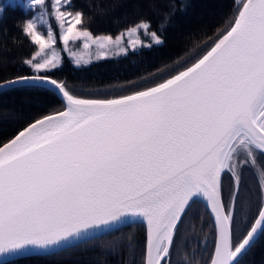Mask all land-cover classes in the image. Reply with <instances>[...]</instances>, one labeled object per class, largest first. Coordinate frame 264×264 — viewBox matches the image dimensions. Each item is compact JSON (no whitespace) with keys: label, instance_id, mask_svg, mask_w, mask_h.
Segmentation results:
<instances>
[{"label":"snow or ice","instance_id":"snow-or-ice-1","mask_svg":"<svg viewBox=\"0 0 264 264\" xmlns=\"http://www.w3.org/2000/svg\"><path fill=\"white\" fill-rule=\"evenodd\" d=\"M8 6L45 8L47 0ZM72 8V0H53L60 39L67 48L83 38L87 48L99 38L80 30L84 14ZM47 23L45 12L34 11L21 29L39 46L24 60L32 74L0 81V92L21 86L54 91L64 101V110L0 145V264L55 255L135 224L145 230L144 264H171L176 232L201 200L215 220L209 264H240L264 234L262 181L255 218L233 242L242 168L259 167L257 155L264 154V0H236L227 27L203 55L152 87L116 98L78 97L47 74L61 63L55 51L36 59L57 42L51 28L41 27ZM150 27L142 19L127 33L144 29L162 44ZM103 41L113 42L108 35ZM225 172L233 180L227 203Z\"/></svg>","mask_w":264,"mask_h":264},{"label":"trees","instance_id":"trees-1","mask_svg":"<svg viewBox=\"0 0 264 264\" xmlns=\"http://www.w3.org/2000/svg\"><path fill=\"white\" fill-rule=\"evenodd\" d=\"M73 13L84 14L81 30L92 36L115 37L142 19L150 22V32H158L162 44L128 50L124 55L106 57L88 65L74 66L65 55L57 69L47 74L63 81L68 90L82 98H116L155 85L189 66L227 27L236 0H72ZM8 4V3H6ZM0 14V81L31 75L24 63L37 51L21 29L32 16L31 9L8 6ZM18 5V4H15ZM167 17V19H165ZM163 24V28H161ZM150 44V43H149ZM62 102L52 91H37L21 86L0 92V145L28 124L50 113L61 111ZM263 158L264 155L258 154ZM263 164V163H262ZM240 184L236 205L233 242H238L255 218L260 203L258 177ZM242 173V172H241ZM261 176V175H260ZM231 174L222 178L224 201L230 202L227 184ZM214 227L206 209L192 203L176 232L171 264H209L214 246ZM134 237L128 247V237ZM142 224L121 227L112 235L80 244L55 255L21 258L16 264H143ZM117 242V243H114ZM240 264H264V234L244 255Z\"/></svg>","mask_w":264,"mask_h":264},{"label":"rangeland","instance_id":"rangeland-1","mask_svg":"<svg viewBox=\"0 0 264 264\" xmlns=\"http://www.w3.org/2000/svg\"><path fill=\"white\" fill-rule=\"evenodd\" d=\"M29 0H0V7H2L6 3H12V4H18L23 5L28 3ZM52 3L53 0H47V7L41 8L40 6H34L33 9H31L33 12L35 11L37 14L40 11H43L47 15L48 23L41 26L43 29L51 28L54 31L56 44L53 45L50 49H47L45 53H42L41 56L37 57V60H42L45 55H51L53 51L56 52V55L60 58H62L63 55L67 56L73 63L74 66L78 67L81 65H88L90 62L103 59L106 57H117L120 55H124L128 50L136 49L140 46L141 42L143 44H154L153 37L150 34H146L144 29H139L136 33H133L129 35L127 33V30L119 33L118 35L122 37L119 44L115 43V37H112L113 42L107 43L103 41L104 36H93L95 38H99L95 43L93 41H87L88 47H84L85 39L81 38L77 41H70L67 48H65L62 40L60 39L62 30L59 26V22H57L54 19L53 9H52ZM33 16V14H32ZM32 16L28 19L30 20ZM27 20V21H28ZM81 30V29H80ZM150 32V31H149ZM117 35V36H118ZM45 38H46V31H45ZM101 42H104L106 44V47L101 49L99 47V44ZM136 45L133 47V45ZM123 49V50H122ZM39 50V46H37V51ZM103 53V55H101ZM263 163V164H262ZM257 165L259 167H253L251 165L244 166L243 168H248L253 174H254V180H257L258 178H261L260 176V170L261 168H264V161L263 158L259 157L257 155ZM247 169H242L241 173V181L240 184H244V181L246 180L248 175V181H252V175L246 171ZM257 185H260L259 182L256 183ZM228 192H232L233 190V180L232 177L229 178L227 187Z\"/></svg>","mask_w":264,"mask_h":264},{"label":"water","instance_id":"water-1","mask_svg":"<svg viewBox=\"0 0 264 264\" xmlns=\"http://www.w3.org/2000/svg\"><path fill=\"white\" fill-rule=\"evenodd\" d=\"M183 70V69H182ZM11 80V79H10ZM162 82V81H161ZM152 86H154V85H152ZM152 86H150V87H152ZM16 87H19V86H16ZM5 90H8V89H5ZM4 90V91H5ZM56 96H57V98L62 102V104H63V109L62 110H64V101H63V99H62V96L60 95V94H57V93H55L54 91H52ZM129 95V94H128ZM82 98V97H81ZM88 99H90V98H88ZM61 110V111H62ZM40 119V118H39ZM28 126V125H27ZM26 126V127H27ZM23 130V129H22ZM19 133V132H18ZM17 133V134H18ZM16 134V135H17ZM15 135V136H16ZM15 136H13L11 139H13ZM11 139H9L8 141H10ZM7 141V142H8ZM6 142V143H7ZM264 155V154H263ZM197 202H199L200 204H202V206L206 209V211L208 212V214H209V216H210V218H211V221H212V224H213V227H214V232H215V234H216V228H215V220H214V214L211 212V210H210V208H208L207 206H206V203L204 202V201H197ZM215 234H214V239H215ZM213 248H214V246H213ZM144 259H145V256H144ZM144 264V263H143Z\"/></svg>","mask_w":264,"mask_h":264},{"label":"flooded vegetation","instance_id":"flooded-vegetation-1","mask_svg":"<svg viewBox=\"0 0 264 264\" xmlns=\"http://www.w3.org/2000/svg\"><path fill=\"white\" fill-rule=\"evenodd\" d=\"M264 181V177L258 178V182L261 184V182Z\"/></svg>","mask_w":264,"mask_h":264}]
</instances>
